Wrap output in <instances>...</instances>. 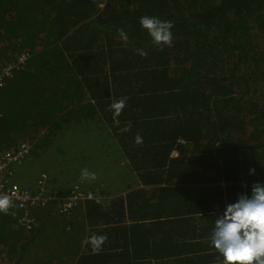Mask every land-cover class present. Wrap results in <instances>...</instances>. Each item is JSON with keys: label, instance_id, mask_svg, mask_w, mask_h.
<instances>
[{"label": "trees", "instance_id": "16d2710c", "mask_svg": "<svg viewBox=\"0 0 264 264\" xmlns=\"http://www.w3.org/2000/svg\"><path fill=\"white\" fill-rule=\"evenodd\" d=\"M143 16L172 22L171 45ZM0 38V71L30 54L0 91L1 146L52 157L61 137L98 194L57 212L70 230L51 211L32 230L1 212L0 264H222L216 217L264 183V0H0ZM103 145L125 162L126 193L106 185L111 158L90 162Z\"/></svg>", "mask_w": 264, "mask_h": 264}, {"label": "clouds", "instance_id": "9594fccd", "mask_svg": "<svg viewBox=\"0 0 264 264\" xmlns=\"http://www.w3.org/2000/svg\"><path fill=\"white\" fill-rule=\"evenodd\" d=\"M139 24L142 29L147 31L154 44L171 45L173 39L172 28L174 27L172 22L160 20L156 17L143 16L140 18ZM119 35L122 40L127 41L128 35L123 29L119 30ZM139 54L141 56L146 55L143 51H140ZM117 107L122 108L123 102ZM139 142L140 139L137 138V143ZM20 143L14 149L3 147L0 144V149L16 151ZM27 144L29 147L27 155H29L31 145ZM79 170H82V173L78 174L77 180L73 184L78 182L80 178L83 179L84 190L91 191L98 198V194L88 189L87 182H85V178L95 179V174L89 173L87 170L83 171V167ZM41 173H47V171L43 169L37 172L35 179ZM248 174L255 176V169H250ZM48 178L49 180L51 179L49 175ZM54 178L55 181L59 182L56 176ZM21 179L22 177L17 175L16 181L13 182L21 186L18 182ZM73 184L70 182L63 184L67 186H60L54 181L50 182V185L58 187L62 194H65ZM30 186L32 185L30 184ZM11 206L12 201L7 195L0 196V212H7ZM48 206L54 207L55 204H49ZM35 226L36 219L34 218L32 229ZM210 243L211 247L222 257V264H264V183L257 182L252 184L249 192L239 194L234 202L225 205L222 215L217 216L215 219Z\"/></svg>", "mask_w": 264, "mask_h": 264}, {"label": "built area", "instance_id": "2783aa9c", "mask_svg": "<svg viewBox=\"0 0 264 264\" xmlns=\"http://www.w3.org/2000/svg\"><path fill=\"white\" fill-rule=\"evenodd\" d=\"M88 1L99 9L103 8L107 2V0ZM29 58V53L22 52L17 55L15 60L10 61L2 68L0 71V89L6 85L8 80L13 79L17 73L24 70ZM28 150L29 147L26 142L20 143L16 151L0 149V196L7 195L11 199L12 206L9 209L22 212L21 222L25 229L30 230L34 226L32 210L35 208L56 204L59 214H67L79 202L96 198L91 191L84 190V181L81 178L65 194H62L58 187L50 185L47 173L39 174L30 187L17 185L13 182L14 169L21 165L28 154Z\"/></svg>", "mask_w": 264, "mask_h": 264}, {"label": "rangeland", "instance_id": "374dc122", "mask_svg": "<svg viewBox=\"0 0 264 264\" xmlns=\"http://www.w3.org/2000/svg\"><path fill=\"white\" fill-rule=\"evenodd\" d=\"M10 26V24L8 23V27ZM9 32L11 34L14 33V29L9 30ZM2 42L3 39L0 38V49L5 51L4 48L2 47ZM18 48H21V46H19ZM17 48V49H18ZM17 51V50H16ZM5 53H7V51H5ZM15 53V52H14ZM16 54V53H15ZM2 89H0L1 91ZM100 139H105L104 137H99ZM66 140V138H65ZM74 145L75 142H74ZM50 146V145H49ZM54 149V155L52 157H50V155H47L46 152L44 151V153H42L41 149L39 148V153L40 155H38L37 157L33 158V154L34 152L37 151L35 145L31 146V150L29 155L26 156L23 164L19 167H15L14 169V173L15 176L13 178V181H16V176L20 175L22 177L21 180H19V184L21 186L24 187H28L30 186V184H32L35 180L36 177V173L39 171H42L43 169H45L48 173V175L50 176V178L54 181V183L63 186V184H67L70 183L73 184L78 177V169H80V160L75 159V156H72V152L73 150L67 148V144L62 142L61 137L57 138L56 143L53 144ZM64 146H66V148H64ZM104 145L102 148H100V150L102 151V149H104ZM110 148V147H107ZM106 148V149H107ZM106 149L102 152H106V153H110V154H106L103 153L102 157L100 155V157L98 156V160L93 162L90 161L92 165L94 166H99L100 160H102V164L105 165L104 167H108L110 165L109 161L106 159L105 156H108L109 158L112 159L113 163H115L116 165L113 167L108 168V174L107 177L110 176L112 173L115 177L119 178L118 182H114L112 184L109 183L108 179H107V183L106 185L113 191L116 193L118 191H121L122 193L127 191V187L129 184H131V181L128 178V172L125 169V162L122 161V159L120 158L119 154L117 152H115L114 148L111 147L110 149L113 150L112 152H107ZM47 152H50L47 150ZM70 157H72L73 159H75V161L72 162V159L70 160ZM79 162V165H77ZM85 167V165H84ZM90 170H96L97 168H94L92 166H90ZM114 167H122V172L120 175L117 174V172H113L115 170ZM54 176H56L59 179V182L55 181ZM103 180L105 181V178H103ZM120 185V186H117ZM50 212V214L52 213V215L54 217H56L59 221H61V223L65 226V228L67 230L71 229V225L67 220H63L65 219V217H61L57 214V212L53 209L52 206H48V207H42V208H35L33 209V215L37 214V213H47ZM35 216V215H34ZM45 215H43L44 217ZM36 225H37V221H36ZM50 229L52 231L53 234L56 235V237L54 238V241L56 242V240L61 239L62 237V228L59 225L58 226V232L55 228H52V224H50ZM80 236L76 235L75 239H79ZM83 243V242H82ZM79 241L76 240L74 242V245H78ZM42 254V253H41ZM57 261H61L62 259L60 257H56Z\"/></svg>", "mask_w": 264, "mask_h": 264}, {"label": "crops", "instance_id": "0c3cea01", "mask_svg": "<svg viewBox=\"0 0 264 264\" xmlns=\"http://www.w3.org/2000/svg\"><path fill=\"white\" fill-rule=\"evenodd\" d=\"M17 74H18V73H17ZM8 81H10V80H8ZM50 128H51V126L48 127V129H50ZM21 142H26V141H21ZM19 143H20V142H19ZM78 171H79L78 174L82 173V170H79V169H78ZM63 186H67V185H63Z\"/></svg>", "mask_w": 264, "mask_h": 264}]
</instances>
